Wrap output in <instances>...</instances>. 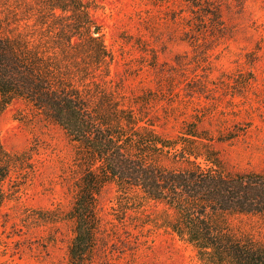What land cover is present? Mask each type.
<instances>
[{"label": "rangeland", "instance_id": "obj_1", "mask_svg": "<svg viewBox=\"0 0 264 264\" xmlns=\"http://www.w3.org/2000/svg\"><path fill=\"white\" fill-rule=\"evenodd\" d=\"M99 1L93 18L115 58L113 85L126 100L150 92L151 115L165 136L196 124L232 171L264 173V0H212L224 11L223 36H199L195 48L181 40L190 0ZM200 43L210 49L207 61L196 53ZM0 139L13 162L0 209V264H69L80 178L75 145L20 101L0 112ZM165 209L115 185L106 189L94 264H201L192 246L162 226ZM229 218L264 242L263 217Z\"/></svg>", "mask_w": 264, "mask_h": 264}, {"label": "trees", "instance_id": "obj_2", "mask_svg": "<svg viewBox=\"0 0 264 264\" xmlns=\"http://www.w3.org/2000/svg\"><path fill=\"white\" fill-rule=\"evenodd\" d=\"M189 2L191 21L181 40L195 48L199 36H223L222 7ZM100 6L99 0H0V112L20 101L76 147L80 178L69 217L75 224L69 264H94L100 200L112 185L164 204L162 226L192 246L201 264H264V242L229 220L234 214L264 218V173L232 171L215 139L196 124L165 136L151 115L150 92L126 100L113 85L115 58L93 18ZM203 45L196 53L207 61L210 49ZM12 170L0 139V209Z\"/></svg>", "mask_w": 264, "mask_h": 264}]
</instances>
